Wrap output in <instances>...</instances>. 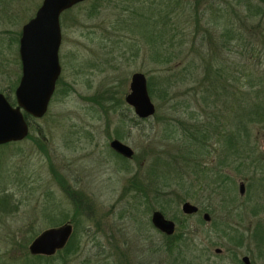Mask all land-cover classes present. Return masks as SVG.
<instances>
[{
  "label": "rangeland",
  "instance_id": "1",
  "mask_svg": "<svg viewBox=\"0 0 264 264\" xmlns=\"http://www.w3.org/2000/svg\"><path fill=\"white\" fill-rule=\"evenodd\" d=\"M41 1L0 0V93L9 100L20 77V28ZM163 1L179 33L173 43L182 44L167 65L156 64L146 36L150 8H163L162 0H85L60 14V73L46 113L29 121L27 139L0 147V264L20 263L35 237L65 224L76 248L63 264H178L192 256L193 241L167 239L150 225L152 211L173 221L176 234H193L196 264H230V254L258 264L264 120L228 126L239 127V159L230 150L223 156L211 133L201 148L195 129L216 125L217 113L221 122L236 121L244 96L264 100V0ZM186 2L196 7L193 16ZM224 28L229 36L220 47ZM206 29L212 37L202 43ZM209 46L234 77L214 105L201 100L212 78L203 80L198 55ZM133 73L150 82L155 111L148 119L124 103ZM111 140L131 158H117ZM183 202L199 213L182 215Z\"/></svg>",
  "mask_w": 264,
  "mask_h": 264
},
{
  "label": "water",
  "instance_id": "2",
  "mask_svg": "<svg viewBox=\"0 0 264 264\" xmlns=\"http://www.w3.org/2000/svg\"><path fill=\"white\" fill-rule=\"evenodd\" d=\"M82 1L85 0H42L33 17L21 26L17 48L20 77L13 91L14 105L0 93V145L24 140L28 134L25 116L40 119L46 113L60 73L59 16ZM124 103L139 120L148 119L154 114L155 108L141 73L131 74ZM108 147L125 159L132 156V151L117 140H111ZM238 192L242 194V184L238 185ZM195 209L187 202L181 205L184 214H190ZM151 223L166 234L172 232V222L163 219L159 213L152 214ZM70 234L69 224L44 230L30 242L28 253L32 256H52L63 248Z\"/></svg>",
  "mask_w": 264,
  "mask_h": 264
},
{
  "label": "trees",
  "instance_id": "3",
  "mask_svg": "<svg viewBox=\"0 0 264 264\" xmlns=\"http://www.w3.org/2000/svg\"><path fill=\"white\" fill-rule=\"evenodd\" d=\"M178 1V0H175ZM195 4L197 3L196 0H194ZM187 3V10H188V15L193 16L195 14V11L197 10L196 7L191 6L190 2H186ZM169 1L165 2L162 0V5L163 8H156V7H151L150 8V15L151 17L148 18L149 24H147V33L146 36H148L147 38L151 40L152 42V46L150 49H152L153 55L156 56V64H163V65H167L170 64L171 62H173L174 60H176L180 54L181 51V42H177L176 44L173 43V41L175 40V37L179 34L178 30L176 27H174V23H169L170 22V16L173 14L172 10L169 9ZM258 5H256L257 7ZM258 10V8H256ZM175 18V15H173ZM168 19L169 21H166V19ZM160 25L161 29V35L159 36V32L157 31V25ZM171 24V25H170ZM198 22L195 21V25L197 27ZM195 28V27H194ZM146 32V31H145ZM219 36V42H220V47L224 46V38L223 37H227L229 36V31L227 30V28H224L222 33H220ZM212 34L210 31L206 30H201L200 32V40L201 42H206L209 43L211 40ZM225 37V40H226ZM164 38H166L164 40ZM161 40L160 42L162 43H158L157 41ZM180 41V40H178ZM165 42V44L163 43ZM201 51H202V46L200 45ZM209 49L210 46L207 47V50L204 52H199L198 58L200 61H202L204 63V68H203V75L205 76L203 78V80L205 81H209L210 78L211 81L209 82L208 86L203 88V93L201 96V100L203 103H209V105H214L215 102H217V99H220V97L223 95V93H225V91L227 90L228 87V82L229 79H232L234 77H232L230 74H232L230 72L229 74V69H227V67L224 65L225 62L220 60H214V58L210 55L209 56ZM208 63V64H207ZM207 64V65H206ZM206 65V66H205ZM149 79L146 82V90H147V94L149 97H152V91L150 88V84H149ZM209 94V95H208ZM213 99H210V98ZM5 98L7 99V101L11 104L14 105V101L11 99L9 100L6 96ZM254 101L251 98H247L244 96L243 99V104L241 105V110L239 107V115L236 116V121H223L221 122V118L219 116V114H216V121L215 123H217L216 125H212L210 124L208 126V129H202L201 126L197 127L195 129V133H200V144L199 146H201V148H205V142L202 141V139L209 135V133H211L212 135H214L215 137H217V141L216 142L218 144V146L220 145L223 156L228 157L226 152L230 150L229 155L231 154L232 156L235 155V157H237L239 159V144L241 142V136L238 134V130L234 131L233 130H228V126L232 125L234 127V123H238L239 125H242L244 123V120H246L247 117L251 118V119H256L259 123V121L264 120L262 118H264V100H258L257 97H254ZM208 101V102H206ZM217 108V107H216ZM217 112H219L218 110H216ZM238 113V112H237ZM26 122L28 124V132H29V121L30 120H34L28 116H25ZM237 124V125H238ZM217 125H219L220 127H218ZM209 129H211V131H208ZM245 131V130H242ZM28 138V134L25 137V139ZM193 139H195L193 137ZM221 139L223 141L222 145H221ZM216 141V140H215ZM196 143V141H194ZM17 143V142H16ZM11 144V143H8ZM8 144H4V145H0V147H3L5 145ZM197 144V143H196ZM198 145V144H197ZM215 148V146H214ZM217 148V147H216ZM112 151V150H111ZM113 152V151H112ZM114 153V152H113ZM115 156L117 158H119L120 160H126L125 158L121 157L120 155L114 153ZM225 159V158H224ZM219 178H221L220 175H218ZM58 183L60 184V182L58 181ZM61 185V184H60ZM1 202L3 203V205L5 206L7 203V200H5V202L3 200H1ZM77 203V202H76ZM80 204V202H78ZM75 204L74 203V208L77 206H79V204ZM82 205V204H80ZM74 238V234H70L66 244L63 246L62 249L56 251L52 256H40V255H36V256H32L29 253L27 254L24 251L22 252V260L20 263L18 264H51V261L54 260L55 257L59 256V263L63 264L64 261L66 260L67 256H69V254H71V252L74 251V249L76 248L75 246H73L72 240ZM35 261V262H32ZM31 262V263H30Z\"/></svg>",
  "mask_w": 264,
  "mask_h": 264
},
{
  "label": "flooded vegetation",
  "instance_id": "4",
  "mask_svg": "<svg viewBox=\"0 0 264 264\" xmlns=\"http://www.w3.org/2000/svg\"><path fill=\"white\" fill-rule=\"evenodd\" d=\"M7 100V99H6ZM109 144V143H108ZM184 203V202H183ZM182 203V204H183ZM188 203V202H187ZM181 204V205H182ZM190 204V203H189ZM181 205H180V212H181V214L182 215H184V216H194V215H196V214H198L199 213V210H198V208L196 207V206H194V205H192V206H194L196 209H195V211L194 212H192V213H190V214H184L182 211H181ZM154 212H156V213H159L162 217H163V215L160 213V212H157V211H152L151 212V215H150V225L160 234V235H162L163 237H165V238H167V239H173V238H183V239H186L187 241H193L191 244H190V246L191 247H193L190 251V253H193V255L191 256V254L189 255V254H187L188 255V258H179V259H177V260H179V263L178 264H196V259H197V255L198 254H195L196 252H198V250H197V248L196 249H194V246L197 244V243H195L194 242V237H193V234H188V233H181V234H176V227H175V223L173 222V221H171V220H168V219H165L164 217H163V219H165V220H167V221H171L172 222V224H173V229H172V232H171V234H166V233H164V232H162V231H160L159 229H157L152 223H151V216H152V214L154 213ZM204 216H206V218H204ZM202 220H204L205 222H208V220H209V217L207 216V214L206 213H203L202 214ZM189 244V243H188ZM189 246V247H190ZM214 253L216 254V255H218V254H220V250L219 249H215L214 250ZM183 255V254H182ZM229 263L230 264H250L251 262H250V260H249V258L247 257V256H238V255H232V254H230L229 255ZM258 264H264V248L263 249H260L259 251H258Z\"/></svg>",
  "mask_w": 264,
  "mask_h": 264
}]
</instances>
